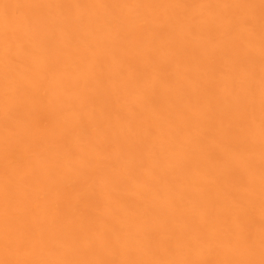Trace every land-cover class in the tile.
Returning <instances> with one entry per match:
<instances>
[{"label": "bare ground", "instance_id": "6f19581e", "mask_svg": "<svg viewBox=\"0 0 264 264\" xmlns=\"http://www.w3.org/2000/svg\"><path fill=\"white\" fill-rule=\"evenodd\" d=\"M0 264H264L262 0H0Z\"/></svg>", "mask_w": 264, "mask_h": 264}, {"label": "snow or ice", "instance_id": "6c2138e0", "mask_svg": "<svg viewBox=\"0 0 264 264\" xmlns=\"http://www.w3.org/2000/svg\"><path fill=\"white\" fill-rule=\"evenodd\" d=\"M262 3H264V0H262Z\"/></svg>", "mask_w": 264, "mask_h": 264}]
</instances>
